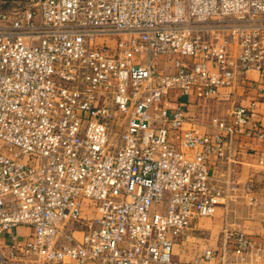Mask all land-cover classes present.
I'll use <instances>...</instances> for the list:
<instances>
[{"label": "built area", "instance_id": "1", "mask_svg": "<svg viewBox=\"0 0 264 264\" xmlns=\"http://www.w3.org/2000/svg\"><path fill=\"white\" fill-rule=\"evenodd\" d=\"M238 77L263 93L264 0H0V264H189L174 247L239 189L212 160L244 134L264 170V126L234 106L201 134L161 102ZM225 238L242 264L262 251Z\"/></svg>", "mask_w": 264, "mask_h": 264}, {"label": "crops", "instance_id": "2", "mask_svg": "<svg viewBox=\"0 0 264 264\" xmlns=\"http://www.w3.org/2000/svg\"><path fill=\"white\" fill-rule=\"evenodd\" d=\"M244 77L255 81L259 79L256 72H249ZM257 94L256 91L244 87L238 77L231 89H219L218 95L211 98H205L203 89L199 87L186 96L181 92L172 91L162 100L161 106L173 109L181 104L187 120L195 129L201 134H215L220 129L213 123L214 119L228 124L234 106L250 107L254 104L251 120L244 129L247 131L264 126V91L261 95ZM235 139L227 153L229 159H213L210 167L216 177H230L238 184L236 200L229 209L219 208L213 217L203 218L195 223L174 247L173 253L177 262L242 264L233 252V243L225 238L227 231H230L245 234L262 249L257 253V257L256 254L251 255L246 264H264V170L256 164L255 153L258 144L244 134ZM249 182L256 184L257 196L261 203L254 211L248 207L244 191ZM30 234L31 231L26 228L14 229L11 234L5 235L2 242L9 243L12 236L24 241ZM208 251L215 254L214 258L206 257ZM255 257L257 260H254Z\"/></svg>", "mask_w": 264, "mask_h": 264}, {"label": "rangeland", "instance_id": "3", "mask_svg": "<svg viewBox=\"0 0 264 264\" xmlns=\"http://www.w3.org/2000/svg\"><path fill=\"white\" fill-rule=\"evenodd\" d=\"M231 205H232V204H231ZM231 205H230L229 207H226L225 210L229 209V208L231 207ZM246 207H247V206H246ZM248 207H249L251 210H253V211L256 210V209H258V208H253V207H250V206H248ZM80 236H81L80 233H77V234H76V237H77V238H80Z\"/></svg>", "mask_w": 264, "mask_h": 264}]
</instances>
